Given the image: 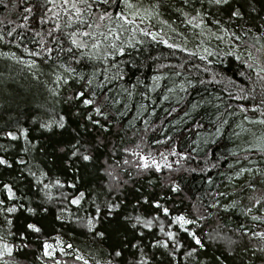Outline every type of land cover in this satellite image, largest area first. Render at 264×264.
Wrapping results in <instances>:
<instances>
[{"label":"snow or ice","instance_id":"obj_1","mask_svg":"<svg viewBox=\"0 0 264 264\" xmlns=\"http://www.w3.org/2000/svg\"><path fill=\"white\" fill-rule=\"evenodd\" d=\"M0 8L18 13L19 21L0 19V44L15 45L24 53L0 50V57L23 65L38 86L37 92H22L11 83L14 72H0V170L15 168L21 181L31 178L34 190L28 194L15 180L0 179V264H27L20 258L25 250L40 264H264V0H0ZM177 25L191 32L194 46L189 47V37ZM139 34L198 58L201 63L193 67L211 73L173 84L161 97L164 101L177 87L187 92L197 84L221 83L223 77L208 67L214 63L210 57L232 56L243 67V81L229 78L214 97V114L196 122L207 139L195 132L189 149L179 151L176 143L163 150L151 147L172 139L164 133L162 139L149 141L148 133L157 127L149 120L155 107L137 117L143 118L142 130L131 122L122 124L127 112L117 107L122 104L120 92L131 98L144 81L131 84L132 91L122 84L114 91L111 85L125 78L117 56L134 42L146 43ZM177 67L185 69L187 61ZM161 78L151 77L156 82L152 91L160 87ZM229 89L235 93L230 100L247 103L228 102L221 110V96ZM205 103L212 100L194 102L191 110ZM62 105L80 118L75 128L57 110ZM140 107L147 111L146 105ZM32 124L48 134L70 129L71 139L57 140L46 151L41 139L31 136ZM129 129L130 142L123 145ZM226 134L234 144L228 150L233 162L220 173L228 183L217 184L207 173L219 167L220 158L213 162L199 145L216 144ZM5 140L19 147L5 146ZM11 149L16 154L9 158ZM82 171L95 176L98 185L87 183ZM153 171L158 175L148 184L160 188L156 195L146 194L137 183ZM196 172L206 174L207 190L195 199L185 194L191 209L179 211L174 194L184 192L182 174ZM237 181H242L239 187ZM129 187L139 193L131 202ZM50 208L55 209L56 223L48 236L45 218ZM20 209L31 217L23 230L14 223ZM237 210L242 219L233 221L229 214ZM67 225H75L99 247L86 253L65 241L59 229Z\"/></svg>","mask_w":264,"mask_h":264},{"label":"trees","instance_id":"obj_2","mask_svg":"<svg viewBox=\"0 0 264 264\" xmlns=\"http://www.w3.org/2000/svg\"><path fill=\"white\" fill-rule=\"evenodd\" d=\"M18 13L12 12L9 13L5 11L3 8H0V19H3L4 16H8L9 19L16 21ZM167 18V14L165 15ZM153 25H156V21L154 20ZM6 27H11V25H5ZM180 31H185L184 25H177ZM185 35L189 37V47L194 46L196 43L194 38L192 37L191 32H186ZM139 38H142L146 41L145 44L141 45L138 42H134V47H127V51L124 55H118L117 59L123 61L124 63V80L115 81L111 87L114 91H119L121 84L129 88L132 91L130 85L136 83L137 80H143V84H137L135 91H133V95L131 98H128L125 93L120 92V99L122 100V104L118 105L122 111L127 112V116L122 120V124H127L131 122L136 128L143 129V118H137L140 113H144L145 115H149L151 109L153 107L156 108V114L154 116L149 115V120L155 124L157 127L148 133V139L151 140H160L163 138V134L171 136V141H166L161 145H151L152 148H159L161 150L165 148H170L173 143L177 144V148L179 151H183L189 149L191 142L197 137L195 136V132H201V139H207L206 133L200 129L195 127L196 122L204 123L206 122L210 116H212L215 112V104L216 100L214 97L218 92H221L223 87L227 85V81L229 78H234L243 81L244 78L239 76V71H243V67L241 66L239 61H236L234 57L224 55V56H213L210 57L214 63L212 65H208V67L212 68L213 72L218 73L221 77H223V81L221 83L216 84H205V85H195V87H189L187 92L180 91L177 87L175 92L169 93V99L164 101L161 97L165 94L169 87H172L173 84L179 85L181 81L187 79H196L199 77L200 79H204L207 75L211 76V73L205 74L201 71H197L193 65L201 63L198 58L188 57V54L179 52L178 50L169 49L166 45H163L159 42H152L149 37L143 36V34H139ZM29 47L32 45L25 41ZM221 49H224V45H221ZM0 50L2 51H12L17 55H24L22 48H17L15 45L11 44H0ZM228 51H232L233 49H227ZM172 53V54H170ZM129 61H132L131 63ZM187 61V67L185 69H180L177 67L181 63H185ZM163 65V67H161ZM46 71V70H45ZM180 71L183 74L180 77L173 76L172 73ZM0 72L8 73L14 72L15 76L12 78L11 83L14 87L22 90V92H27L29 89L32 92L38 91V86L35 85L29 76V73L24 68L23 65L15 64L11 59L0 57ZM155 74H160L162 76L159 81L160 87L156 88L155 91L151 90L152 85L156 82L151 79V77ZM142 93H146V95H141ZM232 89L228 90V93H225L221 96V99L224 101V105L221 110L226 107L228 102H231L233 105H237L239 103H247L243 100H230V96L234 95ZM184 97V99H180V97ZM203 99L205 101L212 100V104L205 103L201 105L196 110H191L192 103H199V101ZM123 104H127V109L123 108ZM140 105H146L147 111L141 108ZM173 108H176L175 112H172L171 116L168 115V112H171ZM58 111H63V113L69 117V125L70 128H75L80 118L73 116L72 109H70L67 105L59 106ZM167 110V111H165ZM231 111V109H228ZM184 112H189V117L184 116ZM35 114V113H31ZM23 119V118H22ZM239 117L235 118V122H239ZM175 121V123H173ZM31 123L30 119L25 122V126ZM166 124L167 128H163L160 125ZM38 125L32 124L31 127V136L33 138L41 139V147H44L46 151H50L53 144L60 139L68 141L71 139V132L69 130H59L56 129L53 134H48L43 131H37ZM175 129V131H173ZM131 129L128 130V136L123 137V145H127L131 136ZM115 140L119 142L121 140V136L115 137ZM5 146L8 143H17L10 141H3ZM241 142L239 140L235 141V144L239 145ZM122 145V146H123ZM195 146V145H192ZM17 147H19V143H17ZM110 147V146H109ZM200 148L205 149L210 152V159L215 162L219 159V167L216 169H210L207 174L213 176L214 180L217 184H227L228 181L226 179H222L220 173L226 172L228 169V165L233 162V158L229 156L228 150H234V144L232 141L228 139V135L226 134L221 140H219L216 144H209L205 146L203 143L199 145ZM102 151H104L102 149ZM2 154V153H0ZM16 154V149H11L9 152V158ZM203 156V153H201ZM37 159L43 160L42 156H37ZM171 159H175V157H171ZM193 167H197L196 164H192ZM82 175H85V181L89 184L96 183L98 185L99 180L92 175H86L82 171ZM158 174L154 171L151 175H145L142 178H138L137 183L143 184L145 187L146 194L148 192L156 195L159 193V187H151L148 184V181L157 176ZM185 180V189L183 193L174 194L175 202L177 205V210L185 211L186 209H191V204L187 199H185V194L188 196H192L193 199L196 198L197 194H203L207 190V182H206V174H201L199 172L196 173H184L182 174ZM70 178V174H69ZM0 179L4 180V182H8L10 179L15 180L21 190H25L28 194H33L34 190L29 187L30 177H25L24 180H20L17 177L15 168L13 169H2L0 170ZM102 179V177H101ZM242 184V181H237V187ZM220 191H228L225 187H220ZM126 195L128 197L129 202H131L133 196L139 195L135 191L134 188L129 187ZM238 195H242L238 193ZM183 201V203H181ZM23 202V201H22ZM172 203V201H169ZM35 206V205H33ZM147 208V206H145ZM231 219L235 221L240 214L238 210L235 213H230ZM55 209L50 208L47 217L45 218V224L48 226L46 228V235L51 236L52 233V225L55 224L54 220ZM28 219H31L30 215L24 210L20 209L16 214H14V223L16 228L23 230V225L26 223ZM227 222V221H226ZM59 226L57 225V228ZM75 229V230H74ZM63 239L65 241L73 243L76 247L81 248L86 253L91 249L95 250L99 247L98 244H94L90 236L84 235V233L76 228L75 225H67L63 229H59ZM31 240L32 237L30 236ZM39 246V245H37ZM26 251V255L20 256L21 259L26 260L27 264H40L39 261L35 259V255L31 251ZM71 261H69V264Z\"/></svg>","mask_w":264,"mask_h":264},{"label":"rangeland","instance_id":"obj_3","mask_svg":"<svg viewBox=\"0 0 264 264\" xmlns=\"http://www.w3.org/2000/svg\"><path fill=\"white\" fill-rule=\"evenodd\" d=\"M71 263V262H70Z\"/></svg>","mask_w":264,"mask_h":264}]
</instances>
